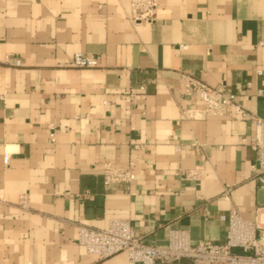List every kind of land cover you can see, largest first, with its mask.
Listing matches in <instances>:
<instances>
[{
	"label": "crops",
	"instance_id": "crops-1",
	"mask_svg": "<svg viewBox=\"0 0 264 264\" xmlns=\"http://www.w3.org/2000/svg\"><path fill=\"white\" fill-rule=\"evenodd\" d=\"M129 1L0 0V264H127L76 242L113 218L155 245L223 242L232 209L264 225L251 123L183 114L189 75L264 120V0H158L136 23ZM129 160L130 185L103 183Z\"/></svg>",
	"mask_w": 264,
	"mask_h": 264
},
{
	"label": "built area",
	"instance_id": "built-area-1",
	"mask_svg": "<svg viewBox=\"0 0 264 264\" xmlns=\"http://www.w3.org/2000/svg\"><path fill=\"white\" fill-rule=\"evenodd\" d=\"M157 5L158 0H130L127 16L134 23L152 21ZM69 64L88 68L95 66L97 61L77 52ZM183 79L187 95L202 103L200 109L185 110V116H223L247 119L251 123V148L258 154L255 178L264 187V120L244 107L238 91L224 86L212 87L189 75H184ZM8 159L6 152L3 155L4 164L8 163ZM133 167V160L125 166L104 162L101 169L103 183L109 187L130 185L135 178ZM186 176L194 178L195 174L187 173ZM227 221L223 242L201 240L193 244L186 230L169 229L164 245L148 244L136 234L129 220L120 218L110 219L104 229L77 225L76 242L98 259L125 252L127 264H264V225L261 226L256 217L243 218L237 209L230 211Z\"/></svg>",
	"mask_w": 264,
	"mask_h": 264
}]
</instances>
